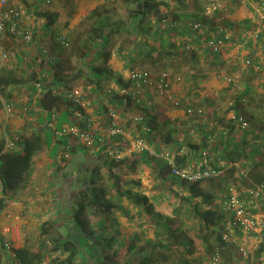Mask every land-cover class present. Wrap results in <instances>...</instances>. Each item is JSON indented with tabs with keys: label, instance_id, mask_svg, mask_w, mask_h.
Returning <instances> with one entry per match:
<instances>
[{
	"label": "trees",
	"instance_id": "trees-1",
	"mask_svg": "<svg viewBox=\"0 0 264 264\" xmlns=\"http://www.w3.org/2000/svg\"><path fill=\"white\" fill-rule=\"evenodd\" d=\"M124 3L126 20H113L114 12L105 6L88 7L86 17L91 24L87 36L78 45L81 66L76 73L69 75V68L64 66V55L69 47L65 48L57 41L60 33L55 28L51 33L50 56L42 51L38 61L30 64L20 79L16 78L14 71H0V95L13 103L12 87L16 85L28 87L32 91L31 96L38 92V108L50 114L49 120L54 112L58 113L61 126L67 122L75 106L58 90L70 89L80 79L84 81L81 85L86 92L93 88L102 89L101 84L111 80L112 71L107 62L112 55L122 62L126 72L144 63L154 66L153 72H164L161 68L169 64L178 71L177 74L182 72L186 75L198 94L201 86L211 77L208 71L201 72L199 68L200 52L205 53L209 66L218 67L225 64L222 46L236 43L231 32L225 38L219 31L220 26L232 30L231 24L217 22L222 8L208 15L207 5L201 0H124ZM28 7L30 14L44 19V28L54 27L58 22L59 11L48 9L42 0L28 4ZM121 35H125L124 39L111 49L113 38ZM246 35L248 48L260 44L264 49V18L261 22L258 17L254 18ZM65 37L71 44L70 35ZM208 39L218 44L217 51L207 45ZM161 61H166V64L159 67ZM251 67H247L250 69L245 73L247 78L241 92L232 95L233 108L225 111L226 114L233 110L244 115L249 128H237L224 115L220 118V125L226 133L218 132L212 143L209 140L210 130H206V124L198 122L195 114L190 115V120L194 121L190 128L197 132L199 140L187 144L175 135L184 133L183 129L172 124L164 114L158 116L146 105L132 100L125 109L116 108L122 118L142 116V124H136L135 128L156 149L170 147L174 165L178 168L187 163L194 164L201 159L202 149H210L212 169L222 176L213 175L187 182L172 173V165L167 161L150 157L147 152L131 161L108 160L98 153L97 162L89 165L92 175L88 184L71 196L69 213L76 238L73 235L68 238L50 235L47 229H42L44 239L35 245L26 241L23 246L15 248V260L9 258L8 264H39L49 253L47 242H51V250L66 254V264H209L208 256L217 250L222 259L220 264H250V257L241 259V262L235 246L223 241L222 231L231 217L213 203L227 185L239 184L245 188L261 186L263 195L259 204L264 209V100L261 97L255 99L251 86L252 73L260 72L262 66L259 64L257 70ZM176 76L183 79L181 75ZM36 82L42 84L39 91ZM115 83L118 86L127 84L123 76L118 77ZM223 90L231 93L233 83ZM250 103L253 111L247 110ZM100 110L104 112L106 108L101 106ZM126 123L127 127L132 126V122ZM63 143L66 139L55 141L49 129L29 130L24 127L18 132L12 148L7 149L6 139L0 134L2 195L10 197L24 189L38 157L48 150L58 152ZM75 150L86 154L81 147L74 146L71 152ZM140 161L153 167V178L160 182L159 189L165 192V197L168 192L175 195L173 215L156 210V198L147 193L143 181L139 178L124 181L116 171L121 169L125 173H134ZM224 164L228 166L224 168ZM155 190L153 187L150 192L155 193ZM242 196L250 198L247 194ZM119 215L127 219L125 228L121 226ZM186 219L196 224V237L201 252L206 256L205 261L190 260L197 250L190 246L186 236ZM0 250H3L2 243ZM252 256L255 264H264V240L253 248Z\"/></svg>",
	"mask_w": 264,
	"mask_h": 264
},
{
	"label": "built area",
	"instance_id": "built-area-1",
	"mask_svg": "<svg viewBox=\"0 0 264 264\" xmlns=\"http://www.w3.org/2000/svg\"><path fill=\"white\" fill-rule=\"evenodd\" d=\"M42 1L46 5H50L52 2V0ZM245 1L241 0V2ZM25 2L23 0H0V68H12L11 61L16 57V52L3 48L2 42L9 38H15L19 42L29 45L34 40L36 17L30 14L28 4L37 3L39 0H25ZM253 7L257 11L259 21H262L264 18V2L254 3ZM221 8L220 3H213L211 7H207L206 12L211 15V13L221 10ZM219 31L224 34L225 38L231 35L230 31L223 26L219 27ZM57 41L65 48L70 46L69 40L62 34L57 37ZM207 45L214 51L219 49L218 44L211 39H208ZM41 49L47 56H50L49 47L42 46ZM244 65L246 67L252 66L256 70L259 69V65L254 64L250 59H245ZM124 80L127 83L126 85L104 88V101L102 103V106L106 108L104 112L101 110L95 112L91 108L87 92L81 84L73 85L70 89L61 88L58 90L63 97L75 106L67 122L62 123L61 126L57 125L58 113L56 112L45 123V127L51 131L55 141L61 138L66 139V143L61 144L58 149V156L62 161L70 162L75 156L80 154L78 150L71 152L74 146L83 148L88 156L97 158L98 153H100L101 157L115 161L125 159L131 161L137 155L147 152L150 157L167 161V163L172 165V173L187 182L208 178L213 175L222 176L220 172L215 173L212 169V159L209 157L210 149H202L201 159L195 161L194 164L187 163L184 167L178 168L174 165V156L170 147L160 146L156 149L153 144H148L135 128L136 124H142V116L122 118L117 112L116 108L125 109L129 100L137 104H144L151 109L153 101L147 95L157 96L162 100L170 101L171 105L176 108L185 109L189 114L188 117L191 114H195L198 122L206 124L207 130H210L209 140L212 143L218 131H222L225 134L226 129L213 120L206 109L196 106L191 100L183 102L173 96V83L181 80L180 77L171 76L166 72H153L143 67H135L127 72ZM228 81L230 82L231 79L229 78ZM35 86L38 91L42 88L41 82H36ZM2 103L3 109L6 113H9L13 104L3 99ZM233 106L234 101L231 99L227 103L226 108H233ZM226 120L228 122L233 121L236 127L241 130L249 128V123L244 115L237 114L233 110L227 114ZM127 121L132 122L131 127H127L125 124ZM190 129L186 130L189 133H194L193 129ZM214 129L219 130L215 131ZM18 132L8 137L6 131H2L6 139L5 147L7 149L12 148ZM223 166L226 168L228 165L224 164ZM246 194L250 197L249 199L246 196H242ZM261 195H263L261 186L245 188L242 185L239 186V184H230L226 186L225 190L213 203L214 206L227 211L231 217L223 228V241L235 246L239 259L250 257V264L256 263L252 256L253 248L264 240V209L259 204ZM6 201L2 195L0 185V207L3 206L5 208L10 202L12 205L14 204L13 200L10 202ZM8 217L13 218V213L8 214ZM241 237L247 240L248 246H246L245 241L241 240ZM2 246L8 252V258L15 260V247L12 241L10 239L4 240ZM221 260L218 250L208 256L209 264H220ZM44 263L45 261H41L39 264Z\"/></svg>",
	"mask_w": 264,
	"mask_h": 264
},
{
	"label": "crops",
	"instance_id": "crops-1",
	"mask_svg": "<svg viewBox=\"0 0 264 264\" xmlns=\"http://www.w3.org/2000/svg\"><path fill=\"white\" fill-rule=\"evenodd\" d=\"M100 1L101 0H95L89 7H94L96 4H99ZM201 1H203L205 5L209 3H206V0ZM255 2V0H246V2H241V0H227V3L222 7V11L219 12L217 22H220L221 19L225 21L224 24H231L232 26L230 32L233 34L232 36H234L236 43H232L229 46H237L236 51L238 49H243L242 51H244V49L256 51L257 48H259L260 51L264 52L260 44L259 46L255 45L253 48L247 47L248 36L246 34L254 19L252 9L254 8L253 4ZM47 8L54 11L60 10L54 0H52ZM89 9L90 8H85L77 12V17H72L70 25L74 24L78 17H86ZM58 17V22L54 27L44 28V19L37 16L35 19L36 28L34 40L29 45H25L15 38H9L2 42V47L7 50L15 51L16 57L11 61L12 68L1 67L0 71H14L16 78L20 79L24 74V70L28 68L30 64H34L38 61L37 57L42 52L41 47L46 46L50 49L52 42L51 33L53 30L55 31V28L60 34L67 36L70 29L64 28L61 15ZM48 40H50L49 44ZM236 57L239 56L236 55ZM224 59L226 62H229L230 60H234V57H231V55H224ZM107 64L112 71L111 80L107 83H102V89L98 90L93 88L87 92L91 108L95 112L100 110L104 101V88L116 86L115 80L118 77L123 76L125 78V76H127V72L123 69L122 62L114 55L108 60ZM244 67L246 66L244 65ZM210 74L211 77L201 86L198 94L190 85L191 83H189L190 81L188 78H185L186 80L181 79L178 82L175 81L172 86L173 96L183 102L193 99L199 101V99L201 100L202 98L208 99L209 97L216 96L226 85L224 83L221 84V80L218 82L215 76H212V72H210ZM12 88L14 99L12 101V110L9 113H6L3 109L2 99L4 101L6 100L0 95L2 98H0V134H2V131H6L8 137H10L15 132L22 131L24 127H27L29 130L40 128L47 130L45 123L49 120L50 114L38 108L36 103L38 92L31 96L30 94H32V91L24 85H16ZM147 96L153 101V107L151 109L154 113L158 115L161 113L164 114L165 118L169 119L172 124L179 127L181 126L185 133V130L194 124L192 120H189L190 116L188 117L189 114L185 109L176 108L171 105L170 101L162 100L157 96L149 94ZM194 103L196 106L206 109L212 119L220 123V118L223 114L221 117H218L219 111H221L219 106L213 107L210 103L205 104L207 102L198 103L194 101ZM203 104L205 105L199 106ZM226 109L227 108H225V111ZM225 111L223 112L227 117ZM187 123L191 124L187 127ZM60 124L61 122L58 118L57 125L60 126ZM125 124L127 125V123ZM214 130L218 131L219 129ZM178 137L180 141H185L184 133H179ZM79 153L80 154L75 156L70 162L62 161L58 156V152L53 153L49 150L38 157L33 165L31 176L26 184L27 186L16 195L4 197V199L7 200L6 202L13 200L14 204L12 205L10 202L5 208H3V206L0 207V243L10 239L15 248L23 246L26 241L35 245L39 240L45 237L41 233L42 229H47L50 235H63L67 238L73 235L76 238L73 234L74 228L69 213V207L72 203L71 196L83 186V174L81 175L79 172L80 166L84 165L89 169V165L93 164V162H97L98 159L95 156H88L80 151ZM140 156L141 154L136 157L139 158ZM138 168L142 169V161L139 162ZM89 171L90 169L88 170V177ZM66 178L67 180H72L71 188L65 184L67 182ZM11 213H13V218L8 217V214ZM126 220L127 219L123 217V215H119V221L124 228L128 225ZM47 243L49 245L47 248L49 253L46 258L42 260L45 261L44 264H66L64 262L66 254L51 250V242ZM8 263V252L4 249L0 250V264Z\"/></svg>",
	"mask_w": 264,
	"mask_h": 264
},
{
	"label": "rangeland",
	"instance_id": "rangeland-1",
	"mask_svg": "<svg viewBox=\"0 0 264 264\" xmlns=\"http://www.w3.org/2000/svg\"><path fill=\"white\" fill-rule=\"evenodd\" d=\"M256 2H261L264 0H255ZM55 4H57V6H59V14L61 15V21L64 22V28L70 29L69 35H70V40H71V44L68 48V50H66V53L64 55V66L69 68L67 70H69V75H72L74 73H76V71L80 68V63H79V52H78V45L84 40V38L87 36V31L89 29V26L91 24V20H89L87 17H78V19L75 20L74 24H71V20L72 17H77V12L84 10L85 8H88L93 2H95V0H54ZM206 3H208V7H211L213 3H219L221 2V7H223V5H225L227 3V0H206ZM246 2V1H245ZM96 5H100L102 8L103 6H105L106 9L113 11L114 13L112 14V19L113 20H118V19H123L126 20L127 18V11H126V7H125V3L124 0H101L99 2V4ZM251 6V5H250ZM257 11L253 8V12L252 14H254V18L257 17ZM220 22L222 24H224L225 21L220 19ZM261 22V21H260ZM225 25V24H224ZM67 26V27H65ZM233 35V34H232ZM125 35H121V36H115L112 40L111 43V49H115L118 42L121 39H124ZM234 37V36H233ZM50 43V40H48V44ZM236 47L237 46H222V54L224 55H231V57H234V60H230L229 62L225 61L224 65H218V67H211L207 64V59L205 58V53H203V51L200 52V66L199 68L201 69V72H206L208 71L209 73L212 72L213 75L215 76V79L220 83H224L225 85H228L229 83H233V90L231 93L224 91L223 89L218 92V94L216 96L213 97H209L208 99L206 98H202L201 101L199 99V101H196L195 99H193V101L198 102V103H204L207 102L205 104H209L213 107H217L219 106L221 111H219V116L221 117V115H225L223 111H225V108L227 107V103L229 102V100L232 99V95H235L237 92H241V90L243 89V84L245 79L247 78L246 76V71L250 68H246L244 67L243 63H244V59H251L253 60V62L257 65L260 64V66H262V69L260 70V72H255L252 73L251 77H252V81H251V86L254 88V97L255 99L259 97H261L264 100V52L260 51L259 48H257L256 51H250L247 49H244V51H242L241 49H238L236 51ZM264 51V49H263ZM239 56V57H236ZM227 57V56H226ZM230 59V58H228ZM233 59V58H232ZM242 63V64H241ZM162 64H166V61H161L158 65L159 67L162 66ZM137 66V65H136ZM140 67L149 69V70H154V66L148 65V63H144L142 65H139ZM161 69H164V72L166 71V73L168 74H172V76L174 75H181V77L183 78V80H186L185 78L186 75L182 72H179V74H177L171 65L166 64V66H163ZM245 69V70H244ZM252 70V69H251ZM180 71V70H179ZM250 75V74H249ZM219 76V77H218ZM126 78V76H125ZM124 78V79H125ZM231 79V81L229 82L228 79ZM189 80V79H188ZM189 82V81H188ZM207 82V81H206ZM76 84H84V81L77 80L76 82H74ZM190 83V82H189ZM203 105H199V106H204ZM253 105L252 103L249 104V106L247 107L248 111H253ZM222 115V116H223ZM159 116V115H158ZM161 118V117H159ZM190 120V118H189ZM194 122V121H193ZM191 123H187L186 126L188 127ZM181 125V124H180ZM177 126V125H176ZM183 126V125H182ZM180 128L182 129V127L180 126ZM186 128V127H185ZM190 128V127H189ZM188 129V128H187ZM184 131V129H183ZM186 133L184 132V140L186 141L185 143H191V141H198V136L196 135V131H194V133H189L188 130H185ZM176 136H179V132L175 134ZM171 149V148H170ZM172 150V149H171ZM158 160H164V159H158ZM147 167V168H146ZM142 170V171H141ZM118 171V173L121 174V177L124 181H129L130 180H136V179H140L141 181H143V183H145L146 185V191L149 195H154L155 196V208L156 210H158L159 212L165 214V215H173V208L176 206V197L172 192H168L166 193V197L165 195H163V193L165 194V192L161 191L159 189L160 187V182L155 181L154 177V169L152 166H148L145 164H142V169L137 168V170L134 173H125L124 170H116ZM92 173L91 171H89V177H91ZM67 180V178H66ZM68 187H72V180H67V182L65 183ZM155 187V193H151L150 190ZM151 193V194H150ZM196 224L192 221H188V219H186V227H185V233L186 236L189 238L190 240V246L194 247L197 252L195 253V255L190 258L191 261H193L194 259L196 261L202 260L205 261V255L201 252V248H200V242L196 237V228H195ZM242 241H245L246 246L249 245V243L247 242L246 239H243L241 237ZM194 260V261H195ZM241 262H243V260L240 259Z\"/></svg>",
	"mask_w": 264,
	"mask_h": 264
},
{
	"label": "water",
	"instance_id": "water-1",
	"mask_svg": "<svg viewBox=\"0 0 264 264\" xmlns=\"http://www.w3.org/2000/svg\"><path fill=\"white\" fill-rule=\"evenodd\" d=\"M88 168H86L84 165L80 166L79 172L81 175L83 174V186L87 185L89 182V177H88Z\"/></svg>",
	"mask_w": 264,
	"mask_h": 264
}]
</instances>
